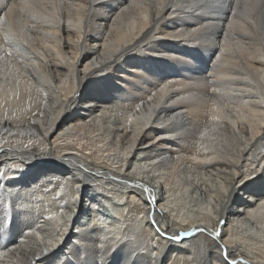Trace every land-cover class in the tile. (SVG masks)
<instances>
[{
	"label": "bare ground",
	"instance_id": "obj_1",
	"mask_svg": "<svg viewBox=\"0 0 264 264\" xmlns=\"http://www.w3.org/2000/svg\"><path fill=\"white\" fill-rule=\"evenodd\" d=\"M224 250L264 264V0H0V264Z\"/></svg>",
	"mask_w": 264,
	"mask_h": 264
},
{
	"label": "snow or ice",
	"instance_id": "obj_2",
	"mask_svg": "<svg viewBox=\"0 0 264 264\" xmlns=\"http://www.w3.org/2000/svg\"><path fill=\"white\" fill-rule=\"evenodd\" d=\"M252 177H253V175H252L251 173H249V174L247 175V177H246V176L243 174V172H241V174H240V176H239V179L236 180V181L234 182L233 187L235 186V184L246 182V179H250V178H252ZM145 191H150V190L145 189ZM134 195H135V194H134ZM138 198H139V197H138ZM153 202H154V199H153V201H145V205L147 206L149 203H153ZM49 219H52V217H49ZM156 227H158V225H157ZM200 231L207 232L208 230H207V229H202V230H200ZM158 234H159V233H158ZM188 235H189V234H188L187 232H185V233L183 234L184 237H187ZM216 235H217V238H219V233H217ZM179 238H181V237H180V234H176L175 236L171 237V239H173V240H176V239H179ZM201 247H206V245H201ZM216 247L219 248L220 246L217 245ZM152 256L155 258V256H156V252H155V250L152 252ZM221 262H222V264H237V261H236L235 259H232V260H229V259H228V256H227V253H226V250H224L223 257H222V259H219V260L217 261V264H221ZM153 264H155V260L153 261ZM205 264H212V258H211L210 256H209L208 259L205 261Z\"/></svg>",
	"mask_w": 264,
	"mask_h": 264
},
{
	"label": "rangeland",
	"instance_id": "obj_3",
	"mask_svg": "<svg viewBox=\"0 0 264 264\" xmlns=\"http://www.w3.org/2000/svg\"><path fill=\"white\" fill-rule=\"evenodd\" d=\"M65 211H68V209L67 210H65ZM108 213H110V211L108 212ZM82 216V214H80V217ZM107 217V216H106ZM84 219H88V217L87 216H85V218Z\"/></svg>",
	"mask_w": 264,
	"mask_h": 264
}]
</instances>
